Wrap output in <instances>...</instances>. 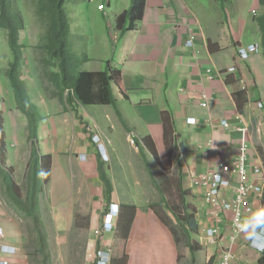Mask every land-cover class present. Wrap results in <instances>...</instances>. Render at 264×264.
<instances>
[{"label":"crops","instance_id":"obj_1","mask_svg":"<svg viewBox=\"0 0 264 264\" xmlns=\"http://www.w3.org/2000/svg\"><path fill=\"white\" fill-rule=\"evenodd\" d=\"M223 1L205 7L202 0H145L137 22L131 23L126 17L118 26L116 19L129 11L131 0L114 7V21L97 24V39L104 40L106 54L87 57V64L83 60L79 66L83 71L108 67L114 100L111 104H80L65 98L61 105V98L59 102L49 98L55 112L45 110L39 115L35 111L36 123L28 122L34 127L31 132L30 128L11 127L4 113L14 100L9 95L7 101L0 97V172L24 161L25 142L29 141V145L38 144L41 152L32 149L28 154L32 166L37 160L41 167L42 154L51 156L48 212L69 204L62 196H67L66 189L71 185L77 184L83 196L93 197L83 203L87 232L81 264H98L99 255L90 260L88 254L104 249H111L108 264H211L216 245L207 240V207L191 187L189 171H211L222 162L236 160L238 124L249 129L248 155L264 159L259 133L264 113V55L262 49L252 51L246 59L238 53L239 47L260 46L256 16L264 7L260 0ZM88 28H93L91 23ZM28 101L36 106L32 99ZM61 122L63 135L58 132ZM223 122L230 126L224 127ZM129 134L135 135L136 145L128 142ZM99 136L106 146L97 151L93 142ZM151 147L158 159L153 158ZM142 154L155 160L162 174L176 170L175 187L180 189L184 204L181 212L164 196L158 201L160 207L152 205L150 190L155 186L157 190L161 180L142 162ZM2 177L0 173V249L11 247L16 251L11 255L0 251V259L9 264H29L24 251L29 239L22 224L24 214L10 205L8 179ZM254 180L263 186L262 198L254 203L256 212L264 208V179ZM31 202L40 206L36 197ZM112 204L118 205L117 216H109L108 209L111 214L116 209ZM65 211H69L68 205ZM107 213L114 230L104 225ZM69 217L75 225V216ZM53 218L57 221L63 217L54 214ZM229 227L225 223L221 235H229ZM67 229L60 227L58 231L66 233ZM94 229H101V233L94 234ZM184 239L191 249L188 252L184 251ZM234 250V264H241L242 257L264 264V253L250 245L245 233L236 239ZM190 253L197 261L183 262V256Z\"/></svg>","mask_w":264,"mask_h":264},{"label":"rangeland","instance_id":"obj_2","mask_svg":"<svg viewBox=\"0 0 264 264\" xmlns=\"http://www.w3.org/2000/svg\"><path fill=\"white\" fill-rule=\"evenodd\" d=\"M109 1L111 6L108 5ZM126 1L127 3L130 2V0H67L65 2L64 13L67 19L66 21L70 27L69 41L73 46L74 74L81 71L79 66L83 63V60L85 65L87 64V57H101L106 54L107 50L104 40L97 39V24L107 19H110L111 22H113L114 7H120L125 4ZM202 1L203 4H205V7L218 6L219 4H222L221 2H224L223 0H216V2L214 0H211L212 2H210V0ZM37 5L38 3L34 4L33 0L19 1L18 8L21 10L25 23V29L20 31L21 38L19 41L20 43L23 42L27 44V47L23 49L25 59L23 60L24 66H22V80L27 84L29 98L36 103L35 110L39 115H42L46 112L45 110H47V112H55V105L49 98H55V102H59L58 98H61L60 104L64 105L65 98L67 100V95L71 93V91L59 88V83L56 82L54 77V73L59 72V70L56 67H52L48 62L47 57H49V55L45 51L42 42V30H44L43 25L41 19L35 12ZM99 5H102L103 9H100ZM90 23L93 26L91 30L88 28ZM252 47L253 46L244 48L247 51H251ZM253 48L256 50L258 47L257 45H254ZM249 55L250 54H248L246 58H248ZM12 60L13 54L10 48L7 30L0 26V97L4 96L6 98V95H9L14 100L13 103H10L9 106H7L4 114H7V117L10 119L9 122L12 128L15 127V129H17L18 126H22V129L30 128V131L33 132L34 127H31V124L28 123L29 120L31 121V118L21 109L16 98V92L13 91V87L9 81L7 68L9 62ZM230 72H235V70H231ZM62 78V75H60V79ZM10 105H12V107H10ZM62 127H64L63 122H61L58 127V132L63 135V132H61V130H63L61 129ZM28 143L29 141L25 142L27 145L26 148L28 149L25 148V156H23L24 161L15 167H11L13 176L8 179V184L6 183L8 186V192H10V205L14 206V211L16 207L19 214H24L22 224L23 227L26 228V234L29 236L24 249V251L26 250L25 254L28 258V262L29 264H81V262L83 263L82 255L87 232L83 227L85 225L86 217L82 212L84 211L83 203H85L86 200L90 201L93 197L91 196L90 199V196H83L81 193L84 191H81V188L78 187L76 182V185L67 187V196L65 197L66 193L62 196V198H65L66 202L69 203L65 204V207L68 205L69 211L66 212L65 207L58 205L52 209L53 213L48 212V208L46 207V196L50 190L48 188L49 178L44 182L45 179L42 172L36 174L32 173V165L30 162L32 156L29 157L28 154L31 155L32 149L34 150V153L41 152L38 144H36V146L35 144H31V146ZM43 155L44 154H42V156ZM142 155L144 156L141 158L142 162L148 164L149 171L151 170V173L155 174L157 179L161 180L163 183L161 186L163 194L159 191L158 187V191L156 190V186L150 190L153 195L152 205L160 207L161 204L158 201L164 196L166 201L170 202L171 207L176 211L181 212L184 204H182L180 189L175 187L177 181L176 170L173 171L168 169L167 173L162 174L157 168L155 160L151 161L147 155ZM37 162L38 161L36 160V166L38 164ZM38 170L42 171L43 169L40 170V166L38 165ZM196 173L201 174L204 172ZM38 174L42 175V178H39ZM32 179L36 182H32ZM189 180L191 187H193L191 178ZM37 190L39 192H37ZM34 191L35 194L33 193ZM35 197L39 201L40 206L31 202ZM43 201L44 204L42 203ZM61 209H63V211ZM159 210L160 212L162 211V209ZM33 213H35V215H31ZM54 214L57 217L62 216L63 218L56 221L53 218ZM69 214H72L73 217L75 216V225H72L69 221L72 220L71 217L68 218ZM65 226L69 227V229H67L68 231L65 230V232L67 231L66 233L58 231V228ZM185 243L184 239L182 241L184 251L188 252L191 249L189 246L187 248ZM193 243L194 246L192 247H195L197 243H195V241H193ZM196 258L195 255L190 253L187 256H183L182 260L185 263H188L189 261L195 263L197 261Z\"/></svg>","mask_w":264,"mask_h":264},{"label":"trees","instance_id":"obj_3","mask_svg":"<svg viewBox=\"0 0 264 264\" xmlns=\"http://www.w3.org/2000/svg\"><path fill=\"white\" fill-rule=\"evenodd\" d=\"M20 0H0V26L7 30L10 48L13 54V60L9 62L7 74L9 81L16 92V98L21 109L26 115L31 118V123H35L38 117H35V105L31 104L28 99L29 95L21 80L20 64L25 58L23 49L27 47L26 43H20L21 30L25 29V23L19 7ZM37 4L35 8L36 15L41 19L42 42L43 47L49 57L48 62L52 67L58 68L59 72L54 73L56 82L59 83V88L62 90L71 91L67 95L68 102H79L80 104H111L114 102L110 91V76L108 67L102 71H79L77 74L73 72V46L70 43V27L64 13V4L67 0H33ZM145 0H131L129 11H124L117 17V26L129 17L131 23L137 22L141 17L142 8ZM260 4L264 7V0H260ZM264 9V8H263ZM260 31V46L257 49H262L264 55V10L256 16ZM135 26V25H134ZM62 75V79H60ZM3 123V114L0 111V127ZM1 131V129H0ZM143 141L148 144L146 138ZM154 159H158L154 147L150 148ZM42 159V160H41ZM42 168L38 170V166L33 165L31 170L33 174L41 173L44 177V182L49 178L51 156L43 155L40 158ZM41 165V164H40ZM11 168L1 171L2 178L9 179L13 176ZM155 179V175H152ZM13 179V178H12ZM32 182H36L32 179ZM162 181L157 183L159 191L161 190ZM8 187V186H7ZM35 194V191L33 192ZM32 193V194H33ZM33 198V195H32ZM191 218V216H189ZM193 224L192 220L189 221ZM264 253V251H261Z\"/></svg>","mask_w":264,"mask_h":264},{"label":"built area","instance_id":"obj_4","mask_svg":"<svg viewBox=\"0 0 264 264\" xmlns=\"http://www.w3.org/2000/svg\"><path fill=\"white\" fill-rule=\"evenodd\" d=\"M99 8L103 9L102 5H99ZM193 38L192 35L189 39L190 43ZM254 50L252 48L251 51H247L244 47H240V56L246 58ZM206 105L205 100L202 106L206 107ZM258 107L262 108V103L259 102ZM236 119H240V116ZM206 120L209 121V119ZM223 126L229 127L230 124L223 122ZM236 130L240 134L239 155L236 160L222 162L214 170L201 174L189 171L193 188L200 197L199 201L207 207L210 220V226L205 229L207 240L216 245L211 264H234L236 257L234 246L236 239L243 233L241 226L244 218L254 213V203L260 201L263 195V186L254 179L259 180V177L264 179V159L252 158L248 155V127L238 124ZM259 133L261 146L264 149V113L259 122ZM130 142L134 143L133 134L130 135ZM107 216L108 213L104 224L107 229L114 230L115 225ZM225 223L230 224L229 235H221L224 233L222 228ZM93 232L98 235L101 229H94ZM96 254L101 256L100 263L108 264V260L104 258V250L89 253L88 259L91 260ZM0 264H9V261L0 259ZM241 264H254V260L242 257Z\"/></svg>","mask_w":264,"mask_h":264},{"label":"clouds","instance_id":"obj_5","mask_svg":"<svg viewBox=\"0 0 264 264\" xmlns=\"http://www.w3.org/2000/svg\"><path fill=\"white\" fill-rule=\"evenodd\" d=\"M238 53L240 54L239 49ZM93 143L97 151H100L106 146L104 139L100 136ZM241 230L245 233L246 238L250 241L253 248H256L259 251H264V208L257 210L250 216L245 217ZM0 251L11 255L15 253L16 249L6 247L0 249Z\"/></svg>","mask_w":264,"mask_h":264},{"label":"bare ground","instance_id":"obj_6","mask_svg":"<svg viewBox=\"0 0 264 264\" xmlns=\"http://www.w3.org/2000/svg\"><path fill=\"white\" fill-rule=\"evenodd\" d=\"M254 47V46H253ZM252 47V48H253ZM240 48V47H239ZM257 50V49H256ZM250 54V53H249ZM246 59V58H245ZM231 70H233V69H228L227 71L228 72H230ZM211 75V74H210ZM203 99L204 100H206L207 99V95L205 96V97H203ZM130 135L131 134H129V138H128V140H129V142H130ZM96 138V137H95ZM135 142H136V140H135V135H134V143H131L132 145H136L135 144ZM239 155V154H238ZM238 157V156H237ZM112 205H114V206H116V209H115V211L111 214V209H108V213H109V216H117L118 215V205H115V204H112ZM105 225V224H104ZM106 226V225H105ZM0 230H1V236H2V229L0 228ZM244 233V232H243ZM242 233V234H243ZM241 234V235H242ZM238 239V238H237ZM250 245H251V243H250ZM104 251H105V254H104V258H106L107 260H109V258L111 257V249H107V250H105L104 249ZM99 257H100V259H101V256L99 255ZM100 261V260H99ZM99 261H98V264H99ZM100 264H102V263H100Z\"/></svg>","mask_w":264,"mask_h":264}]
</instances>
